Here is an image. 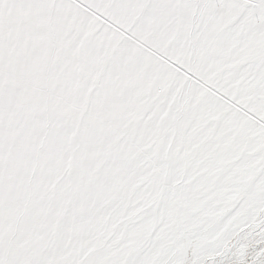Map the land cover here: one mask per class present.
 <instances>
[{
	"label": "snow or ice",
	"instance_id": "6c2138e0",
	"mask_svg": "<svg viewBox=\"0 0 264 264\" xmlns=\"http://www.w3.org/2000/svg\"><path fill=\"white\" fill-rule=\"evenodd\" d=\"M0 264H264V0H0Z\"/></svg>",
	"mask_w": 264,
	"mask_h": 264
}]
</instances>
